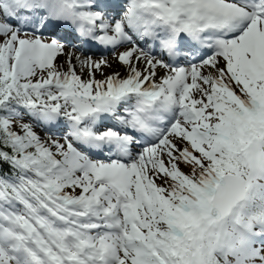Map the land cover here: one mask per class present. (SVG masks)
<instances>
[{"label":"snow or ice","instance_id":"snow-or-ice-1","mask_svg":"<svg viewBox=\"0 0 264 264\" xmlns=\"http://www.w3.org/2000/svg\"><path fill=\"white\" fill-rule=\"evenodd\" d=\"M0 264H264V0H0Z\"/></svg>","mask_w":264,"mask_h":264}]
</instances>
